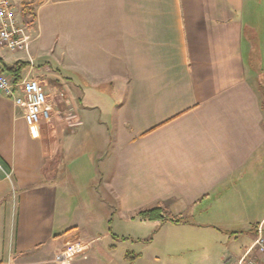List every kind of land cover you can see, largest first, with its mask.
I'll list each match as a JSON object with an SVG mask.
<instances>
[{"label":"crops","instance_id":"obj_1","mask_svg":"<svg viewBox=\"0 0 264 264\" xmlns=\"http://www.w3.org/2000/svg\"><path fill=\"white\" fill-rule=\"evenodd\" d=\"M252 2L12 0L26 47L0 44V69L26 63L20 79L41 83L58 117L29 128L0 95V264L238 263L264 224V53L251 47L264 3ZM40 48L82 62L40 61ZM97 142L98 157L113 150L83 200L63 166ZM149 208L179 222L137 215ZM73 242L83 254H65Z\"/></svg>","mask_w":264,"mask_h":264},{"label":"built area","instance_id":"obj_2","mask_svg":"<svg viewBox=\"0 0 264 264\" xmlns=\"http://www.w3.org/2000/svg\"><path fill=\"white\" fill-rule=\"evenodd\" d=\"M0 44L11 52L21 51L26 47L24 30L17 20L12 0H0ZM0 95L9 99L15 106L24 109V120L29 128L49 123L53 117H58L44 93L43 86L36 79L14 80L0 69ZM254 235L252 246L237 264H264L262 222L255 226ZM68 249L65 254L72 257L84 252V248L76 245L75 242L71 243ZM250 251L255 252L256 259L249 257ZM65 254H61V257Z\"/></svg>","mask_w":264,"mask_h":264},{"label":"rangeland","instance_id":"obj_3","mask_svg":"<svg viewBox=\"0 0 264 264\" xmlns=\"http://www.w3.org/2000/svg\"><path fill=\"white\" fill-rule=\"evenodd\" d=\"M258 4L256 5V2H252V6L254 7V5L256 7L261 8L262 4L264 3V0H258ZM263 10V9H260ZM260 41V42H259ZM40 43V42H38ZM44 42L42 41V44ZM251 47L254 49L256 48V51H260L261 53H264V41L263 40H258V42H254ZM41 49V48H40ZM248 49V45L245 43V50ZM37 53L39 54V57H41L40 61H44L46 59H50L52 61H57L58 59H61V56L59 54V51L56 49L55 52H48L45 49H41V50H36ZM51 54V57H49V55ZM78 58H74V57H62L61 59V63L62 65H66L68 64V66H74V62L75 60L77 61ZM80 62H82L80 59H78ZM104 93H100L99 94V103H101L102 108L105 110H107V108L109 107L108 103H110L108 97L105 95L106 91L103 90ZM44 93H47L46 90H44ZM72 93L74 94L73 96L76 97L79 95V92L76 88H74L72 90ZM107 119V117H106ZM111 129V128H110ZM101 141V140H100ZM101 143V142H99ZM112 145L113 142H112ZM98 142L95 144H93L92 146H87L84 145L81 148V151L78 155L73 156V157H69L67 159V162L65 163V166H63L64 168H67V172L69 173V175L74 179L75 184H78L76 192L75 190H73L75 193H79L81 198L87 199L86 197L90 194L89 191V185L91 184V182L93 180H95L94 184H92V189H97L96 187H98V181L100 176L102 175V168H103V164H104V160L105 157L110 153L111 150V145L109 144L106 149L101 152V155L98 157L96 150L98 148ZM113 147V146H112ZM53 164V163H52ZM71 193L68 194V201H67V207L69 210L73 209L76 206H80L82 205V201H78V195ZM88 203V202H85ZM95 207V206H94ZM84 208V207H83ZM82 208V209H83ZM81 209V210H82ZM102 229L106 228L105 224H103L101 226Z\"/></svg>","mask_w":264,"mask_h":264},{"label":"trees","instance_id":"obj_4","mask_svg":"<svg viewBox=\"0 0 264 264\" xmlns=\"http://www.w3.org/2000/svg\"><path fill=\"white\" fill-rule=\"evenodd\" d=\"M25 9H26V7H24L22 9V11H24ZM25 67H26V63L18 61V62H15L14 64L6 65L5 69H2V71L6 72L10 76H12L14 78V80H19L20 74ZM261 94L264 97V90H261ZM137 215L140 218L146 219V220H153V219L161 218V221H164V222H166V221L167 222L170 221V222H174V223L179 222V219L167 216L165 214H161L160 210L158 208L145 209V210L139 211L137 213Z\"/></svg>","mask_w":264,"mask_h":264}]
</instances>
